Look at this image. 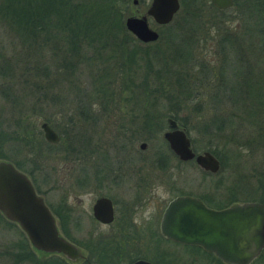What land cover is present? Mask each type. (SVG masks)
I'll return each mask as SVG.
<instances>
[{"label":"rangeland","instance_id":"1","mask_svg":"<svg viewBox=\"0 0 264 264\" xmlns=\"http://www.w3.org/2000/svg\"><path fill=\"white\" fill-rule=\"evenodd\" d=\"M123 1H118V3L120 6L127 5L123 11L124 14H132L134 8L143 12L149 0H142L137 6H133L130 0ZM243 10V6L242 9H239L238 6L234 5L223 9L222 12L215 11L217 17H212L211 20L207 21L188 22L183 29L175 27V22L161 26H157L151 21L148 22L149 25L157 28L160 34L156 42L147 44L149 50L155 52L158 49V52L155 53L160 56L165 55L170 59L175 57L173 56L175 50L169 42L182 36L190 45L191 58L187 59V68L183 71H186L185 75L191 82V92L195 90L198 96H189L183 92L176 93L169 89L167 84L163 85V89L161 88L158 94V113L151 117L152 126L147 128L143 125V115L146 113L143 111L149 107L147 103L149 96L139 85L141 73L144 71L141 62L138 66H131L128 69L127 67H120V69L115 67V71H117L115 75L106 71L109 75L107 81H111L110 87L115 90L116 94L107 111L101 109L102 106L98 103L97 94L93 92L86 96H89L92 102L90 104V116L96 117L98 121L97 124H92L91 130L87 127L83 130L78 125H73L77 122L71 120V115L76 113L73 109V105L76 104L74 100L76 95L72 93L74 90L65 93L63 87L71 84L72 87H76L75 90H80L83 93L91 92L93 86L90 85V72L98 73L97 69L101 65L91 64L92 61L88 63L85 59L78 67L79 74L66 72L67 74L62 75L63 79L60 80V75L51 73L47 77H41L37 80L31 74L30 67H35L36 62L37 65H47L48 68L53 62L61 64V52L55 53L49 42L45 43L41 50L35 49L34 43H31V46L28 45V39L23 40L19 33L8 29V25L0 21V119L9 123L5 133L10 139L5 145L10 146L13 139L19 149L14 157L21 161L25 160V167L31 165L28 163L29 158L35 159L41 166L40 172L36 171L35 174L39 188L47 190L46 193H43L44 198L49 203L54 204L61 197L63 198L65 192L68 191L69 197L66 199L69 201L68 203L77 208L76 196H81L83 198L82 206L89 209L94 197L89 194V191L87 193L86 191H79L75 181L80 170L79 167L81 165L89 166L93 160L101 158L102 155L112 157L115 153L117 154L113 148L117 143L112 146L113 142L116 141L113 140V137L120 138L116 134H121L126 139L125 150L128 152L127 157L131 159L129 163V167L132 169L130 175L131 189L129 180L126 179L121 187L111 190L106 187L105 192L124 200L133 197L130 191L133 193L134 190L141 191V195H144L142 207L138 210L135 208L131 220L140 227L139 231L144 240L148 238L150 232L158 235L157 223L162 207L168 199L176 194L201 196L203 202L213 208H218L219 205L226 206L234 200L255 198L249 189L255 184L256 177L264 167V150L262 151L264 145L258 143V130L255 128L258 122L254 123L252 120L255 118V111L253 110L252 113L251 107L245 108L248 102L244 97H238L237 101L232 103L230 97L222 91L220 86L216 85L218 80L213 77L212 73L206 72L205 69L200 70L199 67L200 63H204L209 69L217 66L219 61V56L216 54L218 49L217 37L221 30L226 29L230 32L240 33L244 41L251 36L248 40L251 47L247 53L250 55L254 67L253 81L255 86L258 85L260 89L264 88V56L257 53L261 38H259L258 30H252L254 15L246 17V11ZM124 36L126 37V40L123 41L125 47L142 46L133 36L125 33ZM107 63L109 64V62L104 64L100 62L102 65H107ZM133 67L135 71H132ZM170 67L173 70H180L175 68L176 65ZM132 77L133 81L131 82L129 79ZM163 77L161 82L165 81ZM61 85L62 89H59ZM167 90L170 93H167ZM44 92L47 93L45 97ZM52 93L59 96L64 95L60 97L63 98V102L51 103ZM142 99H145L144 103ZM141 101L142 106H140ZM173 102H175V106ZM99 109L104 113L96 115L97 112H100ZM173 109L179 117L175 121L180 128L186 130L193 149L196 152L203 150L215 152L220 163L217 171H205L194 161H178L172 153L162 136V132L168 129L167 115L165 114ZM142 113L143 115H141ZM147 114L151 115L150 113ZM106 115L108 120L117 122L113 128L115 126L127 128L125 131L127 135L124 136L122 134L124 132L118 129L117 131L109 130L110 128L108 130L102 129L103 116ZM218 115L224 117L223 128L205 130L203 128L204 123H209L214 116ZM42 121H47L60 136L54 150L51 147L48 154L44 151L47 141L43 138L39 126ZM211 127H213L212 123ZM78 130L89 139L87 142H91L90 146L87 144L80 145V141L75 140L74 134ZM140 142L146 144L142 149L139 147ZM123 150L124 148L121 153ZM121 153L114 157H121ZM163 156L164 163L162 162V164L164 165L163 168H159L158 160ZM90 168L91 166L88 170ZM45 173L47 175L49 173L48 181ZM140 176L144 178V184L140 182ZM140 183L141 188L139 187ZM125 186H128V189ZM80 210L83 211V214H77L78 208L76 212L80 218L79 227L72 229L77 239H80L87 231L100 232L107 229L106 225L89 223L87 212L84 209ZM146 228L149 231L148 235L145 233ZM130 241L132 239L126 240L124 244L128 247L125 253L130 252L135 246ZM21 242L26 244L25 249L32 252L33 256L40 262L54 254L36 250L17 224L0 216V264L33 263L28 258L21 259L18 256L21 250L19 246ZM148 242L145 241L148 247L154 245V240L153 243ZM156 244L168 253L170 259L176 263L179 261V264H216L212 256L204 253L201 247H192L188 244L160 238L156 239ZM86 252L83 251L84 254ZM120 260L125 262L124 254ZM68 262L70 264H83L84 261ZM253 264H264V251L263 256Z\"/></svg>","mask_w":264,"mask_h":264},{"label":"trees","instance_id":"2","mask_svg":"<svg viewBox=\"0 0 264 264\" xmlns=\"http://www.w3.org/2000/svg\"><path fill=\"white\" fill-rule=\"evenodd\" d=\"M118 1L123 0H0V21L8 25V29L19 33L23 37V40L28 39V45L34 43L37 50H41L45 43L49 42L55 53L61 52V64L53 62L50 64L51 67L48 68L47 65L39 66L36 62L35 67H30L31 74L37 80L41 79V77H47L51 73L53 75L57 74V76L60 75V80L63 79L62 75L67 74L66 72L79 74L78 67L85 59L88 63L92 61L91 64L96 63L101 65L97 69L98 73L90 72V85L93 86L91 92L83 93L80 90H75L76 87H72L71 84L63 87V92H72L74 90L72 93L76 95L74 99L76 104L73 105L76 113L71 115V120L77 123H73V125L80 127L79 121L84 122L87 120L85 115L90 116V104L92 102L89 96L86 97L90 93L94 92L97 94L98 103L102 106L101 109L103 111L109 109L116 93L110 87L111 81H107L109 75L106 71L115 75L117 72L115 71V67H119V69L120 67H127L128 69L141 63L144 67L141 79H139V82H141L139 85L147 93L146 95L149 96L147 99L149 107L144 109L143 113L146 112L144 115L143 113L141 114L143 115V125L145 128L152 126L153 120L151 117H154L158 113V94L159 90L163 89V85L167 84L168 88L176 93L183 92L189 96H198L195 90L191 92V82L185 75L186 71H183L187 68V59L191 58L190 45L186 43L185 38L181 36L169 42L170 46L175 50L173 54L175 57L170 59L167 56L165 57V55L160 56L155 53L158 52V49L153 52L146 47H125L123 41L126 40V37L124 33L126 35H129V33L124 26L123 11L127 5L120 6ZM200 2L201 0H182L180 13L199 14L204 7V4ZM234 5L238 6L239 9H242L243 6V11H246V17L254 15L255 19L252 30H258L259 38H261L257 48L259 52L257 51V53L264 56V0H233ZM211 9L214 10L215 8L211 6ZM218 11L222 12V10ZM224 19L227 20L226 18ZM191 21L175 20L171 24L175 22V27L183 29L185 24ZM217 38L218 49L216 54L219 56L217 66L209 69L204 63H200V70L205 69L206 72L210 71L212 73L213 77L218 80L216 85L222 88V91L230 97L232 103L237 101L238 97H244L247 100L248 103L245 108L249 109L251 107L252 113L253 110L255 111V118L252 120L254 123L258 122L257 126H255L258 130V143L264 145V88L260 89L258 85L255 86V82L253 81L254 67L253 63H251L252 59L247 53L251 47V43L248 41L251 36L248 37V40L244 41L240 33L224 29L221 30ZM100 62L102 64L109 62V64L102 65ZM170 64L172 66L176 65L177 67L175 68H179L180 70H173ZM132 71H135L134 67ZM162 77L165 80L164 82H161ZM129 81L132 82L133 77ZM59 89H62V85ZM167 93H170L169 90H167ZM46 94V92L43 93L44 97ZM164 94L166 95L165 91ZM58 96L56 93H52L51 97L53 98H51V103L63 102V98L60 97L64 95ZM169 100L171 99L169 98ZM142 101L144 103L145 99H142ZM142 101L140 106H142ZM173 105L175 106V102H173ZM169 112L165 115L173 117L175 120L179 118L174 109L169 110ZM211 123L213 127H211ZM223 125L224 117L218 115L214 116L209 123H204L203 128L205 130H220L223 128ZM74 136L76 141H80V145L89 141L80 130L76 131ZM54 146L56 144H51L53 150ZM263 150L264 148H262ZM210 152L215 155L214 151L211 150ZM162 158L164 159V156ZM249 190L254 194L252 196H255L251 200L264 203V167H262V170H260L256 177L255 184ZM200 198L203 199L201 196ZM219 207L223 206L219 205ZM57 227L64 237L75 244L78 243V239L74 236L72 230L66 229L61 225ZM19 246L21 250L18 256L21 259H30L33 262L32 264H70L68 262L70 260H67L60 254L58 256V253L56 255L54 253L40 262L33 256L32 252L25 249V243L21 242ZM190 246L200 248L198 245ZM104 248L105 246H101L100 244L99 247L95 245L93 249H96L98 253H103L105 252ZM91 250L89 249V252ZM203 252L211 255L216 264H226L212 253ZM99 261L103 263V259ZM83 264L88 263L84 261Z\"/></svg>","mask_w":264,"mask_h":264},{"label":"water","instance_id":"3","mask_svg":"<svg viewBox=\"0 0 264 264\" xmlns=\"http://www.w3.org/2000/svg\"><path fill=\"white\" fill-rule=\"evenodd\" d=\"M135 3V0H132ZM218 7L232 4V0H210ZM178 9V0H150L146 13L155 22L164 24L171 20ZM125 28L137 39L145 42L157 38L145 16H126ZM168 129L162 132L170 150L181 160L193 159L202 169L215 172L218 159L208 150L195 153L189 137L176 121L166 117ZM43 137L49 142L58 140L50 125L40 123ZM145 142L139 147L144 148ZM0 212L15 223L29 243L38 250L58 253L70 261L82 257L79 248L58 230L54 217L44 204L25 174L9 162L0 160ZM95 218L102 222L111 219L108 198L96 199L92 206ZM158 229L162 236L174 241L200 246L227 264H250L264 246V203L257 200H234L226 206L213 208L198 196L180 194L171 197L160 214ZM128 264H151L136 259Z\"/></svg>","mask_w":264,"mask_h":264},{"label":"flooded vegetation","instance_id":"4","mask_svg":"<svg viewBox=\"0 0 264 264\" xmlns=\"http://www.w3.org/2000/svg\"><path fill=\"white\" fill-rule=\"evenodd\" d=\"M140 1H142V0H135V3H133L132 0H130V3L133 6H137ZM181 1L182 0H178V9L173 14L171 20L167 23L158 24L155 22L154 18L151 15L146 13V9L149 5L150 0L148 1V4L146 5V8L143 12H140L137 8L133 9L132 14H124V12H123V21H124V18L126 16L139 17V16H143V15L145 16V20H146L147 24H148V22L151 21V22H154L157 26L168 25L172 21H175V20H177V21L178 20H180V21L181 20L182 21L183 20H185V21H191V20H193V21L194 20L195 21L196 20L207 21V20H211L212 17H217V14L214 13L215 11L223 10V9H226V8L233 6V0H232V4L230 6H227L224 8H218V7L214 6L210 2V0H204L203 2H201L204 4L202 13L187 14V13H180L181 12L180 9L182 6ZM211 6L214 7L216 10L211 9ZM148 26L157 32V38L154 40L145 41V42L137 39L132 33H130L125 28L127 30V32L129 33V35L133 36L137 42L142 44V46L140 48H144V47L149 48V46H147V44L154 43L159 38L160 34H159L158 29L155 27H152L149 24H148ZM100 113L102 114L104 112L100 110V112H97L96 115H98ZM85 117L87 118V120H85L84 122L79 121V123L81 124L80 128L84 129L85 127H87L89 130H91L92 124L93 123L97 124L98 119L96 117L93 118L92 116H88V115H85ZM103 117H104V119H103V122L101 124L102 129L108 130L110 128L109 130H116V131L118 129V130H121L124 132V133H122L124 136L127 135L125 132L127 130V128H125V127L117 128L116 126H115V128H113V126L116 125L117 122L114 123L115 121L112 122V120H108L107 115L103 116ZM75 118H77V117H75ZM45 122H47V121H45ZM176 124H177V127H179L177 121H176ZM7 126L9 127V123L6 120L0 119V160L9 162L16 170L22 172L23 174H25L27 176V178L29 179V181L31 182V184L34 188V191L39 196L42 197L44 204L49 208L50 212L52 213L56 225L57 226L61 225L64 228L69 229V230H72L73 228L78 229L79 224H80V218L78 217L77 214H83V211H81L80 209H84V211H86L88 216H89V221H88L89 223H91L93 225L101 224V225L107 226V229L104 231H100V232L87 231L84 235L81 236L80 239H78L77 244L74 243L82 253V257L78 258L77 260L85 261L88 264H100V263L101 264H128V263H130L136 259H144V260L149 261L151 264H179L178 263L179 261L177 263L174 262L168 256V253L164 252L156 244L157 238L168 239V240H169V238L162 236L159 232V229H158V235L157 236L151 232L149 234V231L146 228L145 233H146V235L149 234V236L147 239L144 240L141 237L142 234H140V231H139L140 227L131 220V215L135 211V208L138 210V208L142 207L141 203H142V201H144V198H143L144 195H141V191L134 190V193L132 191H130V194H133V197L131 196L129 199H124V200L118 199L116 195H112L110 193L105 192L106 187H108L110 190L112 188L117 189V188L121 187L123 185V183L126 181V179L129 180V187L131 189V176L130 175H131L132 169L129 167L130 166L129 163H130L131 159L127 157L128 152L125 150V148L127 146L125 143L126 139L123 138L121 134H116L117 137H120L119 139H116L115 136L113 137V140H116V141H114L112 144V146H113L115 143H117L116 146L113 147L114 150L117 152V154L121 153V150L124 148V150L121 153V157L120 156L114 157L115 155H117L116 153L112 157L102 155L101 158L95 159V160H93L92 164H89V166H91V168L89 170H88L89 166L84 167L85 165H81L79 167L80 170H79V172L76 176V179H75V181L78 185V188L80 189L79 191H81V192L86 191V193L89 191V194H92V196L94 198L92 199V201L90 203L89 209H87V208H84L82 206L83 198L81 196H76V205L78 208V213L76 214V212H77L76 206L71 205L70 203H68L69 201L66 200L69 197L68 191L65 192L63 198L61 197L59 199V201L55 202L54 204L49 203L44 198L43 193H46L47 190H44V189L41 190L39 188L37 178H36V174H35L36 171L40 172L41 166L38 165V162H36L35 159L29 158L30 160H28V163L31 165H28L25 167V165H24L25 160L21 161V160L17 159L16 157H14L15 154L19 152V149L16 146V143H14V140L12 138H11L12 139L11 145L10 146L5 145L10 140L7 138L8 135L5 133V130L7 131V129H8ZM50 127L53 129V127L51 125H50ZM53 130L56 132L55 129H53ZM185 133H186V131H185ZM57 135L60 138L58 133H57ZM59 138L56 142H49L44 138L45 141H47V142H45L46 150L44 149V151H46V154H48V152L50 153L51 144H57L59 142ZM110 138H112V135H110ZM189 141H190V139H189ZM85 144L90 146L91 142H87ZM190 146H191V143H190ZM191 148L195 153H197L193 149L192 146H191ZM7 151H10V152L8 153ZM175 157L178 159V161H194L193 159L181 160L176 155H175ZM218 161H219V159H218ZM162 162L164 163V159L159 158V160H158V163H159L158 167L159 168H163L164 164H162ZM44 167H45V165H44ZM47 176H49V173H48V175L46 174V177ZM139 178H140V182L142 184H144V178H142V176H140ZM48 179H49V177H47V181H48ZM141 183L139 186L140 188L142 187ZM125 187L128 189V186H125ZM88 188H90V189L86 190ZM176 195H180V194H176ZM188 195H191V194H188ZM100 197L108 198L110 201V204H111V219L108 222H102V221L98 220L97 218L94 217L93 212H92V206H93L94 202L96 201V199H98ZM201 200L204 201L203 199H201ZM163 208H164V206L162 207V210H163ZM218 208H220V207H218ZM162 210H161V212H162ZM161 212H160V214H161ZM0 216L2 218H5L1 212H0ZM159 217H160V215H159ZM5 219L8 221H11L7 218H5ZM11 222L15 223L13 221H11ZM15 224H17V223H15ZM157 228H158V223H157ZM128 239H132V241H130V243L134 244L135 246L133 249H131L130 252L128 251L127 253H125V251L128 249V247H126V245L124 246V244H125L126 240H128ZM146 240H147V242L149 241L148 243H151V242L153 243V240H154V245L148 247L145 244ZM170 240H172V239H170ZM172 241H174V240H172ZM127 242H129V241H127ZM100 244H101V246H105V248H104L105 252H103V253H98L96 251V249H93L95 247V245H97V247H99ZM182 244H184V243H182ZM188 245H190V244H188ZM83 249L85 251H87L86 252L87 254L83 253V251H84ZM89 249H92L91 252H89ZM36 250H38V249H36ZM38 251H42V250H38ZM263 251H264V246H263L262 250L260 251V253L256 256V258L250 264H253L260 257H262ZM48 253L50 254L51 252H48ZM55 254H57V253H55ZM123 254L126 257L125 262L120 260L123 256ZM49 256H51V255H49ZM87 258L90 260H88ZM101 259H103V263L101 261H99Z\"/></svg>","mask_w":264,"mask_h":264}]
</instances>
